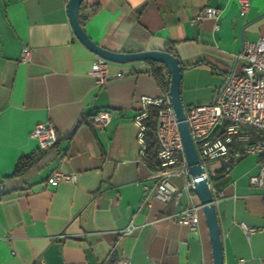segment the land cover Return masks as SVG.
Masks as SVG:
<instances>
[{
  "label": "crops",
  "instance_id": "0c3cea01",
  "mask_svg": "<svg viewBox=\"0 0 264 264\" xmlns=\"http://www.w3.org/2000/svg\"><path fill=\"white\" fill-rule=\"evenodd\" d=\"M84 0L85 33L111 51L171 48L182 65L184 105L209 103L242 61L241 38L264 34V0ZM67 0H0V264H213L202 209L190 228L177 221L199 205L184 186L171 182L177 201H161L150 188L152 168L142 160L135 117L144 97L167 93L145 61L113 62L107 80L90 73L94 53L74 35ZM217 18L191 19L204 7ZM217 25V28H215ZM30 49L20 61L22 47ZM194 66H189V65ZM108 109L111 119L95 129L87 115ZM52 124L56 143L40 149L30 131ZM23 156L31 163L12 176ZM261 158L247 155L217 165L212 193L223 264H264V188L255 187ZM54 169L75 179L50 182ZM217 170V171H218ZM146 187V188H145ZM260 228L247 236L240 226Z\"/></svg>",
  "mask_w": 264,
  "mask_h": 264
},
{
  "label": "built area",
  "instance_id": "2783aa9c",
  "mask_svg": "<svg viewBox=\"0 0 264 264\" xmlns=\"http://www.w3.org/2000/svg\"><path fill=\"white\" fill-rule=\"evenodd\" d=\"M236 2L239 14L248 10L249 0ZM219 13V9L207 6L200 9L191 22L203 18L215 19ZM29 57L30 49L22 47L20 61L27 62ZM236 58L242 61L240 71L228 74L211 102L190 103L184 107L191 138L203 169L202 176L206 178L211 190L217 176L216 164L229 165L247 155L260 156L258 173L250 177V183L264 188V34L253 41L241 38ZM108 62L105 58L94 55L90 73L98 84H103L108 78ZM152 104H163L157 113L154 136L158 149L154 159L145 155L143 139V119L147 116L148 106ZM110 119L111 112L108 109L98 110L90 116L95 129H103ZM135 123L139 130L142 160L152 168L151 177L155 179V185L149 189L145 199L152 192L161 201H177L180 191L171 182V177H186L184 186L188 189L192 186V178L188 175V165L168 95L144 97ZM215 134L218 135L214 137ZM29 135L37 139L40 149L51 147L57 141L55 130L49 122L36 123ZM74 179V174H66L59 169H54L49 177L50 182ZM199 208V205L187 207L175 219L193 229L197 224ZM240 226L247 236L260 229L243 223ZM113 264H130V261L120 257Z\"/></svg>",
  "mask_w": 264,
  "mask_h": 264
},
{
  "label": "water",
  "instance_id": "95a60500",
  "mask_svg": "<svg viewBox=\"0 0 264 264\" xmlns=\"http://www.w3.org/2000/svg\"><path fill=\"white\" fill-rule=\"evenodd\" d=\"M84 0H67V14L76 38L91 52L113 62H134L152 60L163 64L169 71L167 95L177 121V128L183 145L184 155L188 165V175L192 178L191 191L196 194L199 206L205 216L208 234L212 246L213 264H223L222 243L215 208V199L206 178L202 176L203 169L193 144L184 112V103L180 92L182 65L177 56L167 50L148 49L135 52H116L98 45L85 33L79 21V9ZM1 198V194H0Z\"/></svg>",
  "mask_w": 264,
  "mask_h": 264
},
{
  "label": "trees",
  "instance_id": "16d2710c",
  "mask_svg": "<svg viewBox=\"0 0 264 264\" xmlns=\"http://www.w3.org/2000/svg\"><path fill=\"white\" fill-rule=\"evenodd\" d=\"M82 4L83 2L80 5L79 14L82 8ZM166 50L172 53L173 55H175L171 48L167 47ZM146 61L149 63L150 74L156 81L157 85L163 90L164 93H167L168 85H169V71L161 63H158L152 60H146ZM189 66H194V65L192 64ZM162 107H163V104L149 105L147 116L143 119V125H144L143 139L145 142V155L151 159H154L156 157V153L158 149L154 133H155V128H156L157 113H158V110ZM91 114L87 115L88 120H90ZM218 134H215L214 137H216ZM32 159H33L32 156L21 157L17 161V163L14 165V169L11 175L16 176L17 174L21 173L31 163ZM223 170H224V167H221L217 171V174L223 172Z\"/></svg>",
  "mask_w": 264,
  "mask_h": 264
}]
</instances>
